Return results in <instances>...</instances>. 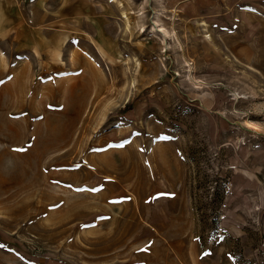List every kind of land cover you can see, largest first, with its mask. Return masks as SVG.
Segmentation results:
<instances>
[{
    "label": "rangeland",
    "instance_id": "1",
    "mask_svg": "<svg viewBox=\"0 0 264 264\" xmlns=\"http://www.w3.org/2000/svg\"><path fill=\"white\" fill-rule=\"evenodd\" d=\"M0 264H264V0H0Z\"/></svg>",
    "mask_w": 264,
    "mask_h": 264
},
{
    "label": "bare ground",
    "instance_id": "2",
    "mask_svg": "<svg viewBox=\"0 0 264 264\" xmlns=\"http://www.w3.org/2000/svg\"><path fill=\"white\" fill-rule=\"evenodd\" d=\"M127 17V16H126ZM128 19V18H127ZM128 21V27L130 26V24H129V20H127ZM162 32H163V34H164V36L165 35H167L168 34V31L166 30V29H162ZM3 56H4V54H3ZM83 97V96H82ZM84 98V97H83ZM85 99V98H84ZM84 101H86V99L84 100ZM84 101H82V105H84L85 103H84ZM81 102H79V104H80ZM76 104V103H75ZM79 108V107H78ZM81 108V107H80ZM80 110V109H79ZM82 110V109H81Z\"/></svg>",
    "mask_w": 264,
    "mask_h": 264
}]
</instances>
